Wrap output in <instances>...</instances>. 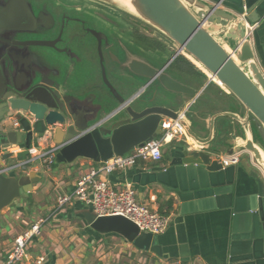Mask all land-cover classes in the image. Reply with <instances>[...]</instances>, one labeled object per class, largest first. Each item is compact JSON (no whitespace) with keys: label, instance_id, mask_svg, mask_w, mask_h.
<instances>
[{"label":"water","instance_id":"95a60500","mask_svg":"<svg viewBox=\"0 0 264 264\" xmlns=\"http://www.w3.org/2000/svg\"><path fill=\"white\" fill-rule=\"evenodd\" d=\"M93 1L134 19L142 35L164 39L171 56L166 59L159 51L155 56L165 61L163 65L141 63L134 70V87L129 92L122 88L123 94L108 82L99 44L101 84L91 85L95 72L83 71L88 60L80 51L56 47L61 34L57 42L22 37L34 33L26 29L24 19L37 21L43 14L17 12L10 2H0V161L23 160L26 151L14 155L6 149L22 146L26 150L46 138L57 148L56 164L77 159L103 163L160 137L164 120L178 121L201 151L177 149L164 170H144L137 176L138 183L142 180L141 187L158 186L173 194L181 204V215L189 201L194 205L201 197L221 200L222 207L232 212L227 264H264V182L241 159L239 164L255 179L257 192L235 197V166L222 169L217 162L220 155L243 152L250 166L264 176V75L255 62L252 38L246 36L239 19L245 13L250 24L258 23L264 16V0H130L133 11L113 0ZM45 30L49 33V28ZM7 32L19 37H3ZM178 57L207 73L209 80L201 90L171 74L169 66ZM130 59L125 56L124 61ZM78 61L81 71L76 70ZM90 63L91 58L89 67ZM214 80L229 95L223 102L231 108L202 114L203 121L210 118V126L196 125L188 109L195 102L212 103L201 95ZM179 96L192 101L183 105ZM216 121L218 130L213 129ZM7 165L0 166V215L31 193L41 179L33 172L11 173L12 165ZM189 170L200 172L206 180L199 191L181 185ZM78 214L94 232L118 235L140 251L162 256L156 238L140 232L130 220L98 217L88 208Z\"/></svg>","mask_w":264,"mask_h":264},{"label":"crops","instance_id":"0c3cea01","mask_svg":"<svg viewBox=\"0 0 264 264\" xmlns=\"http://www.w3.org/2000/svg\"><path fill=\"white\" fill-rule=\"evenodd\" d=\"M252 46L254 48L255 62L264 75V16L256 23L252 32ZM88 52L91 55L90 68L95 72V76L91 79V85H100L98 59L93 57L91 48H88ZM114 55L118 61L107 57L104 61L109 81L117 84V81H119L117 74L120 72L127 75L131 80L130 82L134 83L133 74H135V68H139L141 63H146L136 58H131L124 63L122 56H119L116 51ZM184 63L175 59L170 64L169 71L181 82L193 87L195 90H201L207 80H209V76L199 69L202 74V80L198 82L195 77L189 76L182 71ZM196 66L200 67L198 64ZM117 90L124 94L122 89L118 88ZM143 93L140 95H143ZM201 97L212 103L195 102L192 105L193 110L189 114L196 125L206 124V127L210 126V118H206L203 121L202 114H219L231 108L229 104L223 102V98H228L229 95L216 80L205 87ZM178 99L186 106L192 101L191 98L182 96H179ZM5 124H8V122H5ZM213 129H219L217 121L214 123ZM199 134L202 138L206 137L202 133ZM186 142L193 145V151H201V146L195 144L191 138L188 137ZM32 146L41 149L54 147L53 143L46 138L39 140L37 143L34 142ZM168 146L169 149L162 153L165 158L162 156L160 161L139 162L126 171L113 173L107 178L114 185L123 184L124 182L131 183L136 192L138 202L168 218L169 223L166 231L162 235L155 236L156 244L162 250L161 257L136 249L118 235H101L94 232L86 225L82 216L78 214L80 210L87 208L79 202L66 206L59 213L54 212L55 205L52 203H32V196L30 195L36 193L41 186L42 180L49 177H51L49 181L54 189L61 190L60 193L62 195L70 193L76 180L94 165L89 160L77 159L71 164L59 165L57 168L58 172H56L59 173V177H55L56 173L53 174L52 171L42 166L39 162L35 167L24 169L28 166L26 165L20 170L11 172L26 175L33 172L41 179L33 187L31 193L24 195L20 202L13 204L0 215V264H6L7 257L13 249L15 238L25 232L37 220L41 219L33 217V213L31 214L30 211L26 212L32 204L33 206L30 210L34 208L36 213H47L44 218L46 223L42 227L41 236L35 238L27 246L26 259L15 264H30L39 257L44 258L43 264H129L125 259V255L137 257L141 252L147 253L155 259L158 258L159 261L165 262V264H227L232 212L230 209L222 207L221 200L214 201L213 197H201L198 200H194V205L189 201L184 206V214L181 215V204L173 194L163 191L158 186L141 187L142 180L138 183L137 176L144 170H164L177 149H187V144L179 139L172 140L165 145V147ZM242 159L247 160L252 172L264 182L263 174L250 166L249 158L245 155ZM29 160L30 158L27 156L23 160L0 161V166L24 164ZM21 170L22 172H20ZM205 184L206 180L203 174L191 170L184 174V179L181 182L182 187L197 189V191ZM233 188L235 197L247 196L257 192L255 179L247 174L240 164L234 168ZM218 191L221 193V188H218ZM168 202L172 204V209L169 212L166 209ZM154 264H156V260H154Z\"/></svg>","mask_w":264,"mask_h":264},{"label":"built area","instance_id":"2783aa9c","mask_svg":"<svg viewBox=\"0 0 264 264\" xmlns=\"http://www.w3.org/2000/svg\"><path fill=\"white\" fill-rule=\"evenodd\" d=\"M245 16V13L241 14L239 19L245 28L246 36L252 38V32L256 24H250ZM178 139L187 144L188 150H193V145L186 142L188 137L178 121L164 120L160 137L146 142L142 147H137L122 157H113L103 163H94L88 172L76 180L70 193L59 195L56 198L54 212L59 213L66 206L79 202L98 217L121 216L133 222L140 232L149 233L154 237L162 235L168 227V218L138 202L131 183L124 182L123 184L114 185L107 178L113 173L126 171L139 162L160 161L162 158L161 149L170 141ZM23 151L27 152L30 160L24 164H14L8 169L20 170L35 162H39L42 166L48 168L54 162L57 148L41 149L31 145L26 150L22 146H11L6 149L7 153L14 155ZM1 155L2 153H0ZM242 155H245V153L218 156L217 162L222 169L236 166L240 163ZM45 223V219H39L15 238L13 249L7 257L6 264H15L26 259L27 246L35 238L41 236V230ZM43 262L44 258L39 257L30 264H43Z\"/></svg>","mask_w":264,"mask_h":264},{"label":"flooded vegetation","instance_id":"af4514ba","mask_svg":"<svg viewBox=\"0 0 264 264\" xmlns=\"http://www.w3.org/2000/svg\"><path fill=\"white\" fill-rule=\"evenodd\" d=\"M0 2L4 5L10 2L13 9H16L17 12L26 10L43 14L44 17L37 21L32 22L29 18L24 19L26 29L31 30V33L34 31V33L22 37L28 40L47 39L57 42L61 34L60 43L58 42L56 47L59 49H63L65 46L77 48L84 61L88 60L86 66L84 65L83 71H89L90 68L88 63L91 55L88 52V48H91L93 57L99 59V44L104 61L106 57L116 61L117 59L113 53L116 51L122 56L123 61L126 56L132 59H139L150 66H152L150 61L161 65L165 62L157 61L155 56H153V60H147V62L142 59L140 54L141 47L149 49L148 45L151 44L146 40L150 39V37L147 38L141 35L139 23H136L134 19L127 17L120 11L93 0H0ZM45 28H49V33L46 32ZM10 35L18 36L13 32H7L3 37ZM145 43L147 44L146 47L143 45ZM159 49L164 53L167 51L162 46ZM126 62L125 60L124 63ZM76 70L81 71L80 64ZM105 74L107 76L106 71ZM117 76L119 79L117 84L109 81L107 77L108 82L115 90L124 88L129 92L134 87L135 84H131L132 82H130L131 80L127 75L119 72ZM133 77L136 79L135 74H133ZM98 92L105 93L104 90ZM135 92L136 90L130 97ZM260 248L261 244H258L256 246L257 251Z\"/></svg>","mask_w":264,"mask_h":264},{"label":"rangeland","instance_id":"374dc122","mask_svg":"<svg viewBox=\"0 0 264 264\" xmlns=\"http://www.w3.org/2000/svg\"><path fill=\"white\" fill-rule=\"evenodd\" d=\"M128 17V16H127ZM142 35V34H141ZM144 37H147V34L146 36L145 35H142ZM149 38V37H147ZM151 45H148V48H142L140 49V54L146 58L147 60H153V56H155V53L156 52H159L160 49L159 47L161 48L162 47H165L166 45V41L164 39H162L161 37L159 36H152L150 37V39H146ZM145 47L147 46V44H143ZM156 49V51L154 52V50ZM171 55L170 53H168L166 51L165 53V57L166 59L169 58ZM185 58V57H184ZM155 59L157 61H160L159 57H157V55L155 56ZM176 60H179L181 61L182 63L186 62L182 57H178L176 58ZM152 62V61H151ZM184 66L182 67V71H184V73L188 74L189 76H193L196 78V80L199 82V80L201 81L202 79L200 78L199 74L197 73V71H195L194 69L188 67V65L186 64H183ZM194 68L198 71H200L197 67L194 66ZM193 106H191L189 109H188V113L191 112L193 109ZM169 149V146L168 147H163L161 149L162 153H164L166 150ZM165 155V154H164ZM163 156V155H162ZM245 155H242V157H244ZM164 157V156H163ZM165 158V157H164ZM39 163L36 162V163H32V164H28V166H26L24 169L26 168H32V167H35L37 166ZM59 165H63V164H56L55 162H53L52 165L48 166L47 169H49L50 171H52V173H56L58 172V166ZM65 171V169H63ZM22 172V170L20 171ZM75 173V172H73ZM52 174V175H53ZM55 177H59V173H56L55 174ZM51 177L47 178V179H43L42 182H41V186L39 187V189L36 191V193H34L33 195H30L32 196V203L33 202H45L47 204H54L55 205V201H56V198L59 196V195H62L61 190H56L54 189L52 183L49 181ZM65 179V178H64ZM25 198V197H24ZM33 206V204H32ZM29 207V209H27L26 212H31V214L33 213V217L35 218H41L44 220V218L47 216V213H42V214H39V213H36L35 209L31 207ZM35 213V214H34ZM125 259L127 260V262L129 264H154V260H156V264H165V262H161L158 260V258H154V257H150L147 253H143L141 252L137 257L136 256H128L127 254L125 255Z\"/></svg>","mask_w":264,"mask_h":264},{"label":"bare ground","instance_id":"6f19581e","mask_svg":"<svg viewBox=\"0 0 264 264\" xmlns=\"http://www.w3.org/2000/svg\"><path fill=\"white\" fill-rule=\"evenodd\" d=\"M117 5L126 8V9H130L131 11H133L134 9L132 8L131 4H130V0H113ZM217 81V80H216ZM220 85L221 83L219 81H217ZM222 86V85H221Z\"/></svg>","mask_w":264,"mask_h":264},{"label":"trees","instance_id":"16d2710c","mask_svg":"<svg viewBox=\"0 0 264 264\" xmlns=\"http://www.w3.org/2000/svg\"><path fill=\"white\" fill-rule=\"evenodd\" d=\"M184 64H186V65H188V67H190V68H192V69H194L195 71H197L189 62H185ZM197 73L199 74V76H200V78L202 77V74L199 72V71H197ZM29 200V199H28ZM166 209H167V212H169V211H171V209H172V204H171V202H168L167 204H166Z\"/></svg>","mask_w":264,"mask_h":264}]
</instances>
